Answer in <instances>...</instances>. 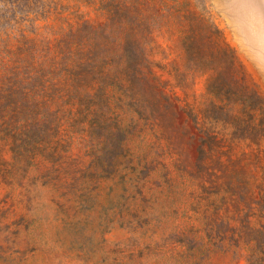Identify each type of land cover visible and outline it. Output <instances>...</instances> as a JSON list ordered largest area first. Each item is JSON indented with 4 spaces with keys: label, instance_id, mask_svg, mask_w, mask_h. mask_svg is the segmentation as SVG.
<instances>
[{
    "label": "rangeland",
    "instance_id": "obj_1",
    "mask_svg": "<svg viewBox=\"0 0 264 264\" xmlns=\"http://www.w3.org/2000/svg\"><path fill=\"white\" fill-rule=\"evenodd\" d=\"M0 264H264V0H0Z\"/></svg>",
    "mask_w": 264,
    "mask_h": 264
},
{
    "label": "trees",
    "instance_id": "obj_2",
    "mask_svg": "<svg viewBox=\"0 0 264 264\" xmlns=\"http://www.w3.org/2000/svg\"><path fill=\"white\" fill-rule=\"evenodd\" d=\"M135 10H137V7H136V5L134 4V3H132V2H130V3H127L125 6H124V11H125V14H127L126 15V17H127V19H128V11L129 12H133V11H135ZM81 23L84 25L85 23H87V21L85 20V19H82L81 20ZM192 41V40H191ZM190 41V43H189V46H188V49L190 50V49H192V46H191V44H192V42ZM232 59V58H231ZM233 60V59H232ZM74 63L75 64H78L79 66H85L87 63H88V60H86V59H83V58H81V57H79V58H75L74 59ZM44 70H45V68H44ZM217 85H218V81H217ZM213 90V89H212ZM211 90V92H213V94H216V92H214V91H212ZM230 91V90H229ZM229 91H227L228 92V96H230V94H233L234 96H237V97H239V98H241V96H240V93H238L237 91H235V90H231L230 92L231 93H229ZM249 97L252 99V97L249 95ZM233 102L235 103V102H240V101H238V100H233ZM246 104H248L247 103V101L245 102V105H243V106H246ZM212 108L213 107H215V104L213 103L212 104V106H211ZM227 111H229V110H231V108L230 107H227V109H226ZM249 113H250V109L249 110H247ZM231 114V113H230ZM195 118V117H194ZM210 140V139H209ZM209 140L207 141L208 143H209V145L211 146L212 145V143H211V140H210V142H209ZM205 141V140H204ZM209 146V147H210ZM203 148V142H201L200 143V145H199V149H201V150H203L202 149Z\"/></svg>",
    "mask_w": 264,
    "mask_h": 264
}]
</instances>
